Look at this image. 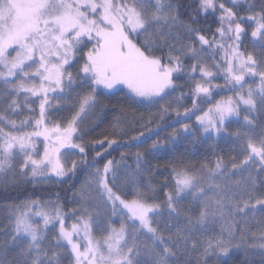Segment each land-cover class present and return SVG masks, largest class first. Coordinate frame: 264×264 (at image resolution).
I'll return each instance as SVG.
<instances>
[{
  "label": "snow or ice",
  "instance_id": "obj_1",
  "mask_svg": "<svg viewBox=\"0 0 264 264\" xmlns=\"http://www.w3.org/2000/svg\"><path fill=\"white\" fill-rule=\"evenodd\" d=\"M229 3L232 7L216 0H199L198 13L207 16L217 10L220 12L219 26L209 39L201 34L203 29L193 26L197 23L195 15L190 17V23L179 22V5L173 4L172 0H0V81L17 95L24 92L42 97L35 131H19L31 121L26 118L18 125L6 115V112L19 108L15 98L7 109L0 111V178L12 172L21 178L30 177L32 181L37 177L47 180L52 176L74 175L78 162H69L66 156L74 150H78L82 157L86 155L85 147L77 142L79 124L95 106L97 90L124 85L132 97L151 102L163 99L169 90L177 87L173 77L184 68L182 57L194 61L188 73L190 79L197 71L201 74L191 91L192 109L200 110L197 98L201 104L210 101L213 87H228L235 92L234 96L217 100L206 111L202 110L201 115H196L203 131L221 134L225 131L226 121L239 117L242 105L248 113L244 116V126L250 129L248 133L233 134L238 139L245 138L242 141L245 155L239 164L232 163L231 168L222 157H218L211 167L202 166V175L189 165H172L174 183L171 191H164L163 202L152 199L149 193L155 189L151 186L148 191L137 187L133 198L125 199L119 191L122 184H117L113 161L108 160L102 170H95L93 177L102 209L98 204L89 210L91 189L87 195L81 193L80 207L69 213L76 217L70 225H66V215L69 214H65L59 205L47 208V202L31 200L22 207L16 206L12 213L14 219L10 222L11 239L6 249L15 251L12 264H60L65 249L72 257L71 264H141L138 234L151 241L143 248L151 258L149 264H177L182 256H190L198 248L202 251L197 264H207L209 255L216 256L219 264V258L227 256L233 247L236 217L246 216L248 211L253 215L257 210L264 212V193L257 194V176L249 171L247 176L232 179L250 164H255L258 172L264 173V133L258 139L254 138L255 120L252 118L253 113L264 112V4L259 11H251L250 6L247 15H240L234 10L238 0H229ZM245 24H254L250 35L253 46L261 50L259 57L253 51H241L242 37L247 35ZM176 27L189 39L198 40L200 48L190 44L177 47L171 42ZM139 36L143 39L138 43ZM174 39L179 42V32L175 33ZM205 46L222 53L219 63L213 56L212 67L216 74L222 73L223 86L211 84L216 74L202 62L200 53ZM165 47L168 48L166 57L155 54L163 52ZM174 52L180 54L174 55ZM256 77H259L256 87L247 84V78ZM77 78L80 86L87 84L91 90L78 94V106L74 105L76 110L71 118L63 125L60 121H46V110L53 107L50 96L67 95L77 86ZM61 102L56 99L57 105ZM192 109L185 108L183 114L177 111L176 115L191 119L195 115ZM188 128V124L183 125L184 130ZM40 137H43L44 144L42 153L34 139ZM130 139L138 140L139 136ZM107 143L111 146L117 141L112 139ZM156 144L154 142L152 147L155 148ZM17 157H20L18 166ZM142 157L143 153L137 151V170ZM80 163L86 161L81 159ZM128 182L135 183V177L126 178L123 183ZM259 184L264 187V177H260ZM181 194L191 195L199 201L198 215L193 217L181 211L177 206ZM108 207L111 216L122 217L119 227L110 219L106 224L99 219L103 209ZM33 208L37 210L33 211ZM165 210L169 217L165 225L169 230L167 235L153 226V217L163 216ZM77 212H80L79 216H76ZM182 215H185V224L172 232V218ZM217 221H222L219 233L215 231ZM137 222L139 226L130 232L129 224L134 226ZM57 223L55 247H43L46 230L49 225L55 227ZM197 230L198 237L193 239ZM97 231L101 235L97 236ZM259 239L264 241V223H261ZM21 241L26 244L21 246ZM259 247L264 248V243ZM0 264L5 261L0 260ZM184 264H190V261L185 260Z\"/></svg>",
  "mask_w": 264,
  "mask_h": 264
},
{
  "label": "rangeland",
  "instance_id": "obj_2",
  "mask_svg": "<svg viewBox=\"0 0 264 264\" xmlns=\"http://www.w3.org/2000/svg\"><path fill=\"white\" fill-rule=\"evenodd\" d=\"M175 32H182L180 28L176 27L174 28ZM189 45V44H187ZM91 45H89L90 47ZM86 51V49H85ZM253 52L259 57L261 50L259 47H255ZM200 56L202 57V62L207 64L211 71L216 73V69L212 67L214 61L209 57V55L202 51L200 53ZM82 62V61H81ZM74 71V69H73ZM199 75V71H197ZM196 79L195 77L193 78ZM247 86V85H246ZM125 90L129 95L128 89L124 85H119L117 88L114 89H103L100 88L97 90V102L93 108H91L86 115H84L82 121L79 124L80 131H85L87 128H91L92 124L96 120L98 116L95 115V113H98L99 115L101 111L103 110V103L100 101L104 99L105 101L111 100L113 102H125L126 97L121 96L123 93H117V95L114 94L117 90ZM91 89L88 87L87 84H84L80 86L79 78H77V86L74 87L67 95L63 97H55L52 98L50 96V103L53 105L52 108H47V115H46V121H60L62 125L66 122L67 119L71 118V115L75 112L76 108L74 105H77V96L83 95L84 93L90 91ZM173 94V93H172ZM168 94L163 96V99H157L154 102H148L145 112L146 115H148L151 118H158L164 111V109H175L178 105V100L176 95ZM112 95V96H110ZM235 95V94H234ZM233 95V96H234ZM132 96V95H131ZM166 97V98H165ZM172 97V98H171ZM15 98L17 103L19 104V108H16L12 111L6 112V115L9 119L17 121V124L19 125L20 121L25 120L26 118L30 120L31 122L23 128H20L19 131L21 132H32L35 131V120L39 119L40 110V100L42 97H33L30 94L21 92L20 94H16L12 92L9 89L8 85H5L2 81H0V111H4L7 109L8 104L10 101ZM135 98V97H134ZM56 99H60L62 102L61 104H56ZM143 99V98H139ZM161 102V103H160ZM156 104V105H155ZM78 106V105H77ZM153 107V108H152ZM259 107V105H258ZM208 109V108H207ZM205 109L204 111H206ZM104 111V110H103ZM150 111V112H149ZM259 116L264 117V112L257 111ZM200 113L199 115H201ZM248 115L247 111L245 110V106H241L240 109V115L239 117H231L229 121H226L225 124H229L231 126H226L225 131H223L221 134L218 135V137L213 138L210 136H202L205 134H209L203 131V128L198 124L197 121H193V125L191 128L189 127L187 130L183 129V125L177 126L175 128H172L171 131H168L167 135H164L161 137L160 140V146H162L163 142H166L167 148L169 147H175L178 144H195V149H209L213 148L215 145H219L220 148L227 149L228 154L222 153L220 157L223 158L225 164L228 168H231L232 163H237L244 159L245 152L242 147V141L245 139L243 136H241L239 139L233 135L234 133H248L250 132V129L244 126V116ZM22 117V118H21ZM253 118V117H252ZM254 119V118H253ZM255 120L254 125V138L258 139L261 133H264V122ZM63 121V122H62ZM192 123L191 120L186 122V124ZM195 125V126H194ZM51 126V125H49ZM128 129V126L124 124V121H121L119 124V131H124V133H127L125 130ZM192 129V130H191ZM85 133V132H83ZM211 136L215 134H209ZM86 137V136H85ZM84 137V138H85ZM36 140V147L39 150V152H43L44 144H43V137L40 138H34ZM237 140V141H236ZM240 140V141H239ZM83 136L79 133V136L77 137V142L82 144ZM219 142V143H218ZM140 147H144L143 149H140ZM133 150V154L136 155L137 151L140 150L143 153V156L147 158L149 154L160 152L162 149H160L159 146H156L153 148L152 146L149 147L146 144L139 145V147H134L133 149H129L128 151ZM78 150H74L71 154H68L66 156V159L70 162L71 160H76L77 162L80 160L81 156L79 155ZM20 157H17V166L19 162ZM177 164V163H174ZM214 163H208L203 164L202 166H213ZM202 166L197 167L194 169L195 172L198 174H203L202 172ZM113 167L117 172L118 180L117 184H122V187L119 189L120 194L124 196L125 199H132L134 192L137 187L141 191H148L149 186L153 187L155 189L154 192L149 193V195L153 198L154 196L160 195V189L158 188L155 181H153L147 172L146 167H144L143 164L140 165V169L137 170V161L136 158L133 161V165L127 164V162H120L118 160L113 161ZM103 167L101 168V170ZM96 168H90L84 176L83 181L80 183V185L75 189V197L73 200V208L76 209L80 207L81 204V193L83 192L85 195L88 194L89 189H91V195L92 199L88 201V207L89 210H93L97 207L98 204H100L101 209L103 208L102 202L100 201V198L96 192V187L93 182V177L95 174ZM249 171L252 172L254 176H257L258 184H257V194L264 193V187H262L259 184L260 177H264V173L258 172L255 164H250L248 168L244 169L243 172H240L236 175L232 176L233 180L239 179L241 176H247ZM263 174V175H262ZM6 176H8L13 181H18L20 176L18 173L12 172L8 173ZM5 176V177H6ZM5 177L1 178L4 179ZM132 177H135V183H123L126 178L128 180H131ZM31 179L30 177H27ZM67 177L57 178L55 176H52L50 179L55 180H65ZM49 179L45 180L41 177L36 178V182H45ZM172 184L169 185V188L167 191L172 190ZM261 189V190H260ZM181 197L178 202V207L181 209V211L185 215H191L195 217L199 213V201L194 200L191 195L187 194H181ZM192 201V202H191ZM41 203L47 202V208H54L57 205H59L54 200H45L40 201ZM151 202V201H150ZM26 202H22L19 205H12V204H5L0 206V260L5 261V264H12L13 258L15 257V251H6L8 248L7 242L11 239L12 234V224L10 223L14 217L12 216V213L15 211L16 206H23V204ZM60 206V205H59ZM61 207V206H60ZM37 209L33 208V211H36ZM61 210L65 214H69L70 212L65 211L62 207ZM100 210V209H98ZM257 210L255 215L251 211H248L246 216H237L236 217V231H235V237L232 239V245L233 247L230 249L229 254L227 256H221L219 258V262L224 258H229L234 255H239L242 257L252 258H264V248L259 247L261 243H264V241H261L259 239L260 232H261V223H264V212H261ZM261 214V215H260ZM80 212H77L76 216H79ZM185 215L180 216L179 218L173 217L172 218V227L171 231L175 232L176 227L183 226L185 224ZM5 216V217H4ZM155 217V218H154ZM153 217V226L159 227L161 232L164 235L168 234V229L165 227L166 224H168L169 217L167 215V211L165 210L163 216H154ZM241 217V218H240ZM96 217L94 216V219ZM99 219L103 223H107L109 219L111 220V223L119 227L120 221L122 219L121 216H111V208L108 207L107 209H103L102 215L99 217ZM76 217L69 215H66V225H70L71 223L75 222ZM127 222V221H126ZM222 221H217L215 224V231L219 233L221 228ZM243 224V225H242ZM138 222L136 225L129 224V231L131 232L133 227H138ZM59 225L56 224L55 227L52 225H49L48 229L45 232L46 239L42 242V246L45 248H54V237L57 234V229ZM94 225V229H95ZM243 229V231H241ZM2 230V231H1ZM257 232V233H256ZM48 233V234H47ZM255 233V235H253ZM199 230L193 233V239H196L198 237ZM96 235H101L100 232H96ZM139 239L138 243L141 246V255L138 257V259L141 261V264H149L150 257L143 252V248L145 244H150L151 241L148 240V238L142 234H138ZM243 237V238H242ZM148 240V241H147ZM21 246L26 244V241L20 242ZM202 251V248H198L197 251H192L190 256H182L178 261L177 264H184L185 260H189L190 264H193L194 262L197 264L199 257V252ZM214 258V259H213ZM216 259V260H215ZM207 264H217V257L214 255H209L206 257ZM72 257L68 254L67 249L62 251V254L60 256V264H71Z\"/></svg>",
  "mask_w": 264,
  "mask_h": 264
},
{
  "label": "trees",
  "instance_id": "obj_3",
  "mask_svg": "<svg viewBox=\"0 0 264 264\" xmlns=\"http://www.w3.org/2000/svg\"><path fill=\"white\" fill-rule=\"evenodd\" d=\"M216 2H223L226 6L232 7L229 0H216ZM172 3L179 5V22L190 23V17L195 15L197 17V23L193 26L203 29L201 34H204L211 39L215 29L219 26V10H217L215 14H209L206 16L197 11L199 0H172ZM262 4H264V0H238L234 10L238 11L240 15H247L250 6L251 11L256 12L260 10ZM251 27H254V24L251 26L245 24L247 35L242 37L243 43L241 45V51H253L255 48L250 35ZM178 32L180 34L179 42H176L174 39L176 33L174 30V36L170 38L171 42L175 43L177 47L181 44H190L197 49L200 48L198 40L189 39L183 31ZM142 39L143 36L137 37V42L139 43ZM204 51L212 60L214 56L216 62L219 63L222 61V53L220 51L213 52V50L209 49L207 46L204 47ZM167 53L168 48L165 47L163 52L157 51L155 54L166 57ZM173 54L179 55L180 53L174 52ZM182 60L184 65L182 72L174 74L173 77L177 87L174 90H169V94L173 93L177 96V108L167 109V111H163L158 118H151L146 115L145 112L146 106L150 101L134 98L125 90L123 91V89L115 91V95H117V93H123L121 96L126 97V101L121 103L117 101L113 102L111 100H100L103 103L104 111H101L91 128H87L85 131H80L81 136H83L82 145L85 147L86 155L82 157L81 154H79L81 158L78 161V167L75 174L68 176L65 180L58 181L55 179H49L48 181L39 183L32 181V179L27 177H20L18 181H13L8 176L4 179L0 178V206L5 204L19 205L22 202H29L31 200H54L65 211L71 212L75 197V189H77L83 181L85 173L90 168L101 169L108 160H118L133 165L136 155L133 154V150H128L133 149L136 146L139 147V145L143 144L151 147L154 142H157L156 146H159L162 150L160 152L149 154L147 158L143 156L140 165L143 164L144 167H146L149 177L156 182L158 188L161 190V194L154 196L152 199L156 202H163L164 191L169 188L170 184L173 185L174 183L171 171V167L174 163L189 165L193 169H196L203 164L214 163L222 153L228 154L229 152H227V149H221L219 145H215L213 148L209 149L203 147L200 150L195 149V144L190 143L178 144L179 146L176 145L175 147L167 148L166 142H163L162 146H160L161 137L167 135L168 131H171L172 128L184 125L189 120L192 121V123H188L191 128L193 121H196V115L202 113V110L204 111L217 100L235 94V92L230 91L228 87H222L219 89L213 87V94L210 101L201 104L199 98H197V104L199 105L200 110L192 109L193 96L191 91L194 88L195 81L201 79V75L196 72L190 79L188 73L190 72L191 65L194 61L188 57H182ZM164 62L167 63V59H165ZM221 66L223 67L224 65L221 64ZM213 73L216 74L215 72ZM194 77L196 78L195 80L193 79ZM211 84H219L223 86L225 81L222 73L216 74L215 78L212 79ZM247 84L256 87V85L259 84V77H256L255 79L247 78ZM185 108L192 109L195 112V115H192L191 119L184 118L183 115L180 117L176 115L177 111L183 114ZM97 114L98 113H95L96 116ZM252 117L260 122H264V117L259 116L257 112L253 113ZM121 121H124V124L128 126V129L125 130L127 133L119 131V124ZM228 125L229 124H225V127ZM140 133H143V135L140 136ZM206 135L213 138L218 137L216 134L213 136L209 134L202 136ZM133 136H139V139L131 140L130 138ZM105 137H107V140L115 139L117 143L109 146ZM100 141H103V143H99ZM143 148L144 147H140V149ZM138 151L141 152L140 150ZM96 153H100V155L97 156ZM81 159L85 160L86 163H80ZM165 180H167V184H165ZM193 264L196 263L194 262ZM219 264H264V258H247L234 255L222 259Z\"/></svg>",
  "mask_w": 264,
  "mask_h": 264
},
{
  "label": "bare ground",
  "instance_id": "obj_4",
  "mask_svg": "<svg viewBox=\"0 0 264 264\" xmlns=\"http://www.w3.org/2000/svg\"><path fill=\"white\" fill-rule=\"evenodd\" d=\"M110 90V89H108ZM127 94V93H126ZM128 95V94H127ZM173 95V94H172ZM166 98V97H165ZM172 98V97H171ZM139 99V98H138ZM161 103V102H160ZM107 104V103H106ZM156 105V104H155ZM153 108V107H152ZM150 112V111H149ZM98 116V115H97ZM22 118V117H21ZM63 122V121H62ZM85 135V134H84ZM161 136V135H160ZM237 141V140H236ZM240 141V140H239ZM219 143V142H218ZM189 145V144H188ZM179 146V145H178ZM225 149V148H224ZM173 151V150H172ZM175 153V152H174ZM213 154V153H212ZM192 159V158H191ZM194 162V161H193ZM263 175V174H262ZM59 181V180H58ZM261 190V189H260ZM192 202V201H191ZM9 205V204H8ZM259 212V211H258ZM249 215V214H247ZM261 215V214H260ZM5 217V216H4ZM155 218V217H154ZM241 218V217H240ZM243 225V224H242ZM2 231V230H1ZM257 233V232H256ZM48 234V233H47ZM148 241V240H147ZM214 259V258H213ZM216 260V259H215Z\"/></svg>",
  "mask_w": 264,
  "mask_h": 264
}]
</instances>
